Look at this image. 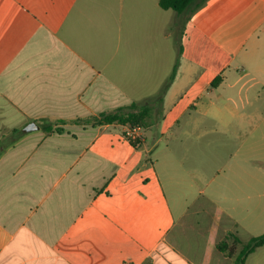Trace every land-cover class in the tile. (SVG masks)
Returning <instances> with one entry per match:
<instances>
[{"label": "crops", "instance_id": "crops-1", "mask_svg": "<svg viewBox=\"0 0 264 264\" xmlns=\"http://www.w3.org/2000/svg\"><path fill=\"white\" fill-rule=\"evenodd\" d=\"M152 11L147 0H0V264H211L217 237H235L216 196L264 167L219 160L246 148L243 128L264 127L241 114L264 107L248 98L264 88V0H206L182 16L225 61L210 68L178 48L164 93L171 72L149 92L126 72L128 56L146 61L147 29L178 33L179 15ZM146 104L139 144L127 126L96 123ZM193 190L196 208L175 212L170 193Z\"/></svg>", "mask_w": 264, "mask_h": 264}, {"label": "rangeland", "instance_id": "rangeland-1", "mask_svg": "<svg viewBox=\"0 0 264 264\" xmlns=\"http://www.w3.org/2000/svg\"><path fill=\"white\" fill-rule=\"evenodd\" d=\"M147 7L154 8V11L151 12V17L155 15L158 17L162 16L164 22H166L165 20H167V17L174 14L172 10H161L156 5V0H147ZM183 20L184 18L180 16L178 20V33L172 32L169 37L165 35L161 37L158 28H155V30H151V28L146 30V39L148 42H151V45L148 46V53L143 56L146 58V61L137 58L136 61L130 65V59L133 61L136 56H128L127 60H129V62L126 60V65L129 66H127L128 70H126V72L140 78V83L137 80H135V82L139 83L141 88L143 86L142 81H145L146 91L149 92L154 88L153 84L160 76L165 78L170 74L172 62L175 60V54L178 48L179 54L182 53L202 64L204 63L205 66L210 68H218L224 65L225 59L217 49L211 46L198 32L186 27L184 24L182 25ZM161 40L163 44L162 47L158 44L159 42H157ZM149 50L151 52H149ZM160 53L161 59H159ZM254 80L259 81L260 78L256 76ZM259 86L251 90L252 92H250L248 98L251 104L261 106L264 105V88ZM250 108L251 107L248 106L241 112L247 119L252 115H255V118L264 115V107L260 108V112L253 110L248 111ZM230 120L232 122L234 121L231 118ZM249 121H252V119L250 118ZM248 125H251V123L249 122ZM176 132H178L177 127L171 129L167 133H163L164 143L166 142L165 139ZM145 134L147 137L150 136L148 131H145ZM242 138L245 140V144H247L246 148L242 149L240 153L235 151L233 160L232 158H221L219 162L226 163L227 165H231L233 162L235 163L233 166L242 164L244 168H251L250 166L264 167V164H259L257 162L259 157L253 154L256 147H259L262 153H264V127H260L256 130H253L252 126L245 127L242 131ZM244 159L247 161H244ZM260 173H264L262 168ZM260 173L253 172L251 169L249 175H242V177L245 178L244 180L237 182V185L241 187L240 189L234 190V188H237V186H235L232 191L222 192V194H220L222 197L220 201L216 196V203L222 205L225 211H234L236 227L231 233V235L235 237H226L221 234L217 237L216 246L220 242H226L228 249L223 252V255L217 248H214L211 256V264H240L236 262V256L241 248L247 244L251 238L264 235V175ZM251 175L252 185H250ZM177 182H179V180H177ZM182 183L185 184L186 187L189 185L188 180ZM164 188H166L165 183ZM184 193L188 194L189 191H185ZM196 194L197 192L193 190L191 195H185V197L183 195L181 198H177L174 191L173 194L170 193V201L175 212L180 213L185 205H190V210H194L196 207L193 197L195 198ZM244 264H264V246L258 247L254 252L247 255Z\"/></svg>", "mask_w": 264, "mask_h": 264}, {"label": "trees", "instance_id": "trees-1", "mask_svg": "<svg viewBox=\"0 0 264 264\" xmlns=\"http://www.w3.org/2000/svg\"><path fill=\"white\" fill-rule=\"evenodd\" d=\"M206 0H158V5L163 10H172L179 16H186L193 13L196 9L202 6ZM186 21V20H185ZM177 64L172 68V72L163 87V93L168 87L170 82L173 80L176 72ZM160 98V96H158ZM149 116V107L146 105L138 106L132 105L126 110L117 109L113 112L104 113L96 119L98 125L101 124H119L122 126L129 127H145V119ZM45 131H51L52 126L44 128ZM58 133L61 129H55ZM264 246V235L253 237L245 244L236 256V262L244 264L245 257L250 253L254 252L258 247ZM220 252L228 249L226 242H220L216 246ZM231 249V248H229ZM231 251V250H230Z\"/></svg>", "mask_w": 264, "mask_h": 264}, {"label": "built area", "instance_id": "built-area-1", "mask_svg": "<svg viewBox=\"0 0 264 264\" xmlns=\"http://www.w3.org/2000/svg\"><path fill=\"white\" fill-rule=\"evenodd\" d=\"M124 138L131 144H139L142 140L141 129L139 127H129L127 126L124 132Z\"/></svg>", "mask_w": 264, "mask_h": 264}, {"label": "water", "instance_id": "water-1", "mask_svg": "<svg viewBox=\"0 0 264 264\" xmlns=\"http://www.w3.org/2000/svg\"><path fill=\"white\" fill-rule=\"evenodd\" d=\"M31 129H37V126L35 124H29L27 127H26V130L30 131Z\"/></svg>", "mask_w": 264, "mask_h": 264}]
</instances>
